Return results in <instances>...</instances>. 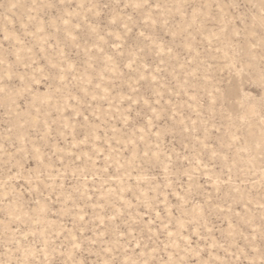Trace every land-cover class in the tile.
Returning <instances> with one entry per match:
<instances>
[{"label": "rangeland", "instance_id": "obj_1", "mask_svg": "<svg viewBox=\"0 0 264 264\" xmlns=\"http://www.w3.org/2000/svg\"><path fill=\"white\" fill-rule=\"evenodd\" d=\"M263 174L264 0H0V264H264Z\"/></svg>", "mask_w": 264, "mask_h": 264}, {"label": "bare ground", "instance_id": "obj_2", "mask_svg": "<svg viewBox=\"0 0 264 264\" xmlns=\"http://www.w3.org/2000/svg\"><path fill=\"white\" fill-rule=\"evenodd\" d=\"M223 51H224V50H223ZM253 106H254V105H253ZM246 108H247V107H246ZM248 108H249V107H248ZM252 109H253V108H251V110H252ZM251 110H250V111H251ZM254 110H255V108H254ZM246 111L248 112V110H246ZM246 111H245V112H246ZM243 114H244V113H243ZM247 114H248V113H247ZM247 117H248V116H247ZM255 119H256V118H255ZM246 120H247V119H246ZM242 122H243V121H242ZM258 122H259V121H258ZM259 124H260V123H259ZM249 125H250V124H248V126H249ZM231 126H232V124H231ZM241 126H242V125H241ZM250 128H251V126H250ZM252 128H253V127H252ZM255 128H256V127H255ZM253 133H254V132H253ZM247 134H248V133H247ZM256 136H258V135H256ZM252 137H253V135H252ZM251 139H252V138H250V140H251ZM262 139H263V138H262ZM254 140H255V139H253V142H254ZM260 141H261V140H259V139L257 138V145H256V148H258V150L262 149V148H261V145L259 144ZM253 142H252V143H253ZM255 144H256V143H255ZM243 145H244V144H243ZM245 145H247V144L245 143ZM251 152H252V151H251ZM240 161H241V160H240ZM248 167H249V166H248ZM261 175H262V174H261ZM263 175H264V174H263ZM263 179H264V178H263ZM40 209H41V208H40ZM39 211H40V210H39Z\"/></svg>", "mask_w": 264, "mask_h": 264}]
</instances>
